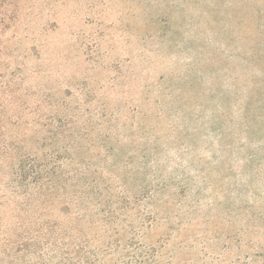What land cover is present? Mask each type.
<instances>
[{
    "label": "rangeland",
    "instance_id": "1",
    "mask_svg": "<svg viewBox=\"0 0 264 264\" xmlns=\"http://www.w3.org/2000/svg\"><path fill=\"white\" fill-rule=\"evenodd\" d=\"M4 1L0 264H264V0Z\"/></svg>",
    "mask_w": 264,
    "mask_h": 264
},
{
    "label": "trees",
    "instance_id": "2",
    "mask_svg": "<svg viewBox=\"0 0 264 264\" xmlns=\"http://www.w3.org/2000/svg\"><path fill=\"white\" fill-rule=\"evenodd\" d=\"M6 1L7 0H5L4 3ZM9 4L11 3L9 2ZM2 14H5V13H2ZM8 14L9 13H6L5 15H8ZM8 18L11 19L10 16ZM6 27H7V24L5 23L2 17V20L0 21V34L4 32L3 30H5ZM0 44H1V41H0ZM1 52H3V47H0V53ZM1 67H5V64L0 61V68ZM3 93H5V91H2V94ZM48 131L52 135L51 139L54 141L55 144H57L61 140L70 138L71 135L73 134L72 132L64 133L63 131H60L59 133V131L56 132V130H53V131L48 130ZM45 157L47 158L48 162L51 161L48 159L49 157L53 159V156L48 157V155H45ZM13 158L14 156L10 152L8 147L4 146L3 149L0 150V173L4 174L6 173L8 169H10L13 171L12 173L14 175L18 176L17 181L16 179L13 180L16 187L11 186V184L4 185V187H8V188L14 187V189L10 191L13 197L22 196L23 199H25L26 203L28 204V201L36 197L37 195H38L39 201L49 202L53 196L60 193L58 192L59 185H60V174L59 173H60L61 164L63 161L58 162V163L56 162L52 165V167H49V168L47 167L45 170L41 171V170H36V166H33L32 163L27 165L26 161L22 159L19 160V163L17 165L18 168L15 169L13 163H11V160ZM30 171L34 173L31 174ZM12 201L15 202L14 204L16 205V201L14 200V198ZM26 250H27L26 254L35 255V256L37 255V253L32 249H26ZM42 253H39V254H42ZM41 264H46V263H41Z\"/></svg>",
    "mask_w": 264,
    "mask_h": 264
}]
</instances>
